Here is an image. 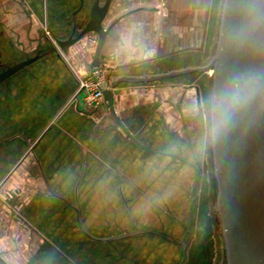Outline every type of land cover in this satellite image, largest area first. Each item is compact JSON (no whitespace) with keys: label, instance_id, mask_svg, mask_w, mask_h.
I'll list each match as a JSON object with an SVG mask.
<instances>
[{"label":"crops","instance_id":"crops-1","mask_svg":"<svg viewBox=\"0 0 264 264\" xmlns=\"http://www.w3.org/2000/svg\"><path fill=\"white\" fill-rule=\"evenodd\" d=\"M93 1L0 0V43L17 53L24 49L17 60L39 54L0 82V192L10 190L13 203L22 204L23 220L44 239L85 264H103L98 249L85 243L87 232L74 229L77 209L88 231L98 217L88 207L118 209L117 199L99 203V194L118 193L125 207L139 210L142 170L172 164L174 158L198 164L186 155L191 146L188 114L204 109L200 87L190 93L182 78L121 82L111 104L105 100L84 109L74 98L78 81L72 69L83 73L92 62L97 33L90 31L63 50L45 33L66 38L81 31ZM220 6L221 0H111L102 21L109 28L102 51L106 88L114 76L163 72L203 59ZM190 53L196 57L190 59ZM169 82L177 85L174 91L164 88ZM160 93H167L163 101L157 99ZM47 256L44 264L54 258ZM134 257L141 264L147 259L141 252Z\"/></svg>","mask_w":264,"mask_h":264},{"label":"water","instance_id":"water-1","mask_svg":"<svg viewBox=\"0 0 264 264\" xmlns=\"http://www.w3.org/2000/svg\"><path fill=\"white\" fill-rule=\"evenodd\" d=\"M111 0H94L84 28L66 38H56L65 49L84 34L97 33L91 65H100L109 28L102 21ZM53 50H57L54 47ZM39 54L0 70V82L31 64ZM210 72L207 106L208 144L212 164V205L218 229V264H264V0H222L211 55L207 62L156 73L119 75L104 90L110 104L121 82L148 83L190 72ZM192 163V162H190ZM196 182L200 181V167ZM194 192V191H193ZM189 204L180 264L186 258L185 237L191 232L193 204ZM95 240H108L89 233Z\"/></svg>","mask_w":264,"mask_h":264},{"label":"rangeland","instance_id":"rangeland-1","mask_svg":"<svg viewBox=\"0 0 264 264\" xmlns=\"http://www.w3.org/2000/svg\"><path fill=\"white\" fill-rule=\"evenodd\" d=\"M54 36L48 32L45 33L48 41H55ZM83 40H87V37ZM214 40L215 35L211 48L206 46L204 49L203 59L190 60L189 66L207 62ZM6 46L5 42L0 43V70L21 61L17 59L26 53L24 49H22L23 52L20 50V53L5 49ZM49 46H44L40 51H45ZM192 55L190 53V59L196 57ZM102 71L108 82L106 68L103 67ZM180 78L187 81L185 84L190 87V93H194V86L198 85L203 100V114L197 115L194 109L188 114L191 146L186 152V155L193 157L200 164V181L196 182L197 171L193 166L174 158L173 165L163 163L156 169L142 170L137 184L140 190L138 205L141 208L134 210L135 212L123 205L118 193L115 195L99 194V203L107 198L119 201L118 209L115 205L114 208L110 205L107 209L88 207V213L96 212L98 216L96 223L88 225V232L97 237L109 238L108 240H95L88 235L85 239L89 247L98 249L97 252L103 264H141L142 262L134 257L140 252L144 258L149 257V260L145 259L144 264L147 263L146 261H148L147 264H180L183 253L180 241L186 232L189 204L194 192H196V198L193 204V222L191 232L185 237L187 252L181 264H218L219 262L220 246L212 205V164L207 132V106L211 75L208 71L190 72L155 81V83L164 80L178 81ZM176 86L175 83L169 82L164 88L167 90L172 88L174 91ZM178 87L181 85L179 84ZM164 96H167V93H160L157 99L163 101ZM5 190L6 188L0 192V259L3 262L6 264H44L43 259L50 254L54 258L46 264H85L66 248L63 249L60 246L59 248L53 242L44 239L38 230L23 220L22 204L13 203L14 199H11L10 190ZM10 200L12 204H15L13 207L8 203ZM75 227V230L78 228L83 230L78 224ZM164 244H168V248L171 247L164 250Z\"/></svg>","mask_w":264,"mask_h":264},{"label":"built area","instance_id":"built-area-1","mask_svg":"<svg viewBox=\"0 0 264 264\" xmlns=\"http://www.w3.org/2000/svg\"><path fill=\"white\" fill-rule=\"evenodd\" d=\"M96 41L97 39L94 42ZM59 49L63 50L60 47ZM64 58L66 59V56ZM91 63L87 64L83 73L79 72L75 67L72 69L78 81L74 98L82 102L84 109L88 108V106L95 108L103 104L105 101L104 90L108 85L102 71V65L106 62L104 61L98 66H92Z\"/></svg>","mask_w":264,"mask_h":264},{"label":"flooded vegetation","instance_id":"flooded-vegetation-1","mask_svg":"<svg viewBox=\"0 0 264 264\" xmlns=\"http://www.w3.org/2000/svg\"><path fill=\"white\" fill-rule=\"evenodd\" d=\"M192 163H194V162H192ZM195 164H197V163H195ZM199 166H200V164H198ZM194 166V165H193ZM201 168V167H200ZM196 169V168H195ZM197 171V170H196ZM192 222H193V219H192ZM191 226H192V224H191ZM187 235V234H186ZM139 250V249H138Z\"/></svg>","mask_w":264,"mask_h":264},{"label":"bare ground","instance_id":"bare-ground-1","mask_svg":"<svg viewBox=\"0 0 264 264\" xmlns=\"http://www.w3.org/2000/svg\"><path fill=\"white\" fill-rule=\"evenodd\" d=\"M200 167V166H199Z\"/></svg>","mask_w":264,"mask_h":264}]
</instances>
